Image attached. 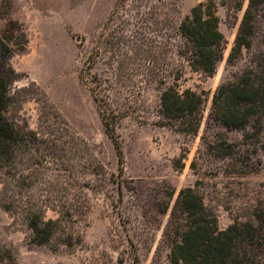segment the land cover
I'll return each mask as SVG.
<instances>
[{"label":"rangeland","instance_id":"rangeland-1","mask_svg":"<svg viewBox=\"0 0 264 264\" xmlns=\"http://www.w3.org/2000/svg\"><path fill=\"white\" fill-rule=\"evenodd\" d=\"M257 1L252 46L232 58L250 0H8L0 30L18 20L29 43L10 58L17 76L5 116L20 140L0 164V264H176L188 189L219 230L259 224L264 115L242 130L211 116L220 86L250 69L264 74ZM212 2L225 50L208 76L190 66L179 27ZM172 86L203 97L192 133L161 123V94ZM36 216L53 221L45 244L33 241Z\"/></svg>","mask_w":264,"mask_h":264},{"label":"trees","instance_id":"trees-1","mask_svg":"<svg viewBox=\"0 0 264 264\" xmlns=\"http://www.w3.org/2000/svg\"><path fill=\"white\" fill-rule=\"evenodd\" d=\"M258 1L250 0L239 27L231 57L243 48H251ZM8 0H0V18H5ZM180 32L187 40L189 63L195 71L213 76L218 62L224 57L225 38L219 28L215 3H201L181 22ZM29 43L27 32L18 20L9 19L0 30V164L12 145L19 142V133L5 116L11 102L9 93L17 72L10 63L16 52H23ZM264 72V68H263ZM238 81L219 87L211 116L234 129H245L255 115H264V74L253 69L242 74ZM97 96V95H96ZM99 101V99H98ZM203 97L191 89L180 92L177 86L166 88L161 94V123L174 130L192 133L198 129ZM99 111L111 133L113 116L99 102ZM197 197V198H196ZM179 205L188 210L191 222L181 234V240L172 248V261L176 264H258L264 253V213L258 212L259 224L236 223L219 230L215 219L205 215L202 199L192 189L182 191ZM52 219L45 221L36 216L30 219L33 241L45 244L50 241ZM255 249L248 253L246 247ZM3 257L0 245V258Z\"/></svg>","mask_w":264,"mask_h":264}]
</instances>
